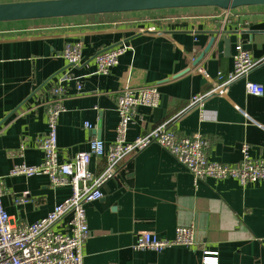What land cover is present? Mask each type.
Wrapping results in <instances>:
<instances>
[{"label":"crops","instance_id":"crops-1","mask_svg":"<svg viewBox=\"0 0 264 264\" xmlns=\"http://www.w3.org/2000/svg\"><path fill=\"white\" fill-rule=\"evenodd\" d=\"M11 1L26 0H0ZM176 10L155 20L96 14L32 20L73 19L55 24L0 22V178L13 221L34 223L71 193L70 186L53 188L44 174H11L15 164L42 162L37 140L47 131L46 101L68 69L80 76L83 89L79 92L74 80L67 83L57 130L61 160L87 149L98 132L106 143L113 142L118 92L146 84L158 86L159 105L137 108L128 139L167 122L178 136H209L214 161L238 163L243 143L250 145L251 156L264 157V94L247 93L244 79L229 85L226 96L208 97L203 118L196 109L184 111L193 94L212 88L218 72L226 76L233 69L239 44H250L252 57L260 62L248 78L264 85V5L233 9L238 16L227 21L216 7ZM218 29L239 31L230 34L229 54L223 34L205 53ZM76 41L83 42L84 57L70 66L61 52L66 42ZM122 41L131 47L119 63L108 74L96 73V54ZM191 56L206 75L193 72ZM86 122L93 127L86 128ZM104 165L93 158L91 169L99 173ZM102 191L101 199L86 206L91 237L84 246V264H204L203 249L217 252L218 264H264V181L242 186L233 178H207L195 183L173 155L154 143L127 155ZM23 192L29 193L28 200L17 204L14 196ZM179 225L194 226L195 247L174 245L160 252L133 247L140 232L172 238Z\"/></svg>","mask_w":264,"mask_h":264},{"label":"built area","instance_id":"built-area-1","mask_svg":"<svg viewBox=\"0 0 264 264\" xmlns=\"http://www.w3.org/2000/svg\"><path fill=\"white\" fill-rule=\"evenodd\" d=\"M225 21L237 17L233 9H221ZM130 45L122 41L105 50L99 51L94 57L96 73L108 74L119 63L120 57L130 49ZM70 66H78L83 61V42H66L61 52ZM193 72L206 75L204 66L195 64L198 60L191 56ZM249 50L242 44L237 46L233 54V69L224 76L218 72V79L206 93L193 94L185 112L198 110L204 117L205 103L208 97L217 94L226 96L228 87L241 79L245 80L247 93L261 96L264 85L248 78L259 64ZM207 77V76H206ZM75 81L76 89L81 92L83 82L80 76H74L70 69L60 74L49 92L47 107V131L39 136L37 143L43 151L40 164H15L12 175L32 176L44 174L48 176L53 188L70 186L71 193L42 219L28 223L24 220L13 221L7 212L3 197L7 193L4 181L0 178V264H84V246L91 237L86 206L103 197L102 188L119 172V166L127 155L136 154L151 144H159L166 149L179 164L184 166L193 176L195 183L207 178L237 180L242 186L264 181V157L251 156L250 145L241 146L242 159L235 164H223L210 158L209 150L212 139L195 132L187 136H178L174 127L167 122L136 138L128 139L136 110L140 106L156 107L159 105L160 91L154 84L127 86L117 94L116 110L119 115L116 137L106 143L97 136H92L88 148L77 152L74 156L61 160L58 147V121L65 109L64 99L68 94L67 83ZM86 128L93 126L86 122ZM93 158L104 161V169L97 173L91 169ZM28 192L14 196L17 204L28 200ZM62 228L58 229L57 225ZM174 245L193 248L196 245L195 228L193 225H179L174 237L160 238L153 232H140L136 236L133 247L136 250L162 251ZM204 264H218L217 252L203 249Z\"/></svg>","mask_w":264,"mask_h":264},{"label":"water","instance_id":"water-1","mask_svg":"<svg viewBox=\"0 0 264 264\" xmlns=\"http://www.w3.org/2000/svg\"><path fill=\"white\" fill-rule=\"evenodd\" d=\"M260 5H264V0H26L0 2V22L190 7H216L226 10ZM238 32L214 30L205 53L216 37L223 34L225 53L229 54L230 34ZM243 47L249 50L251 45L244 44ZM97 137L100 138V132Z\"/></svg>","mask_w":264,"mask_h":264},{"label":"rangeland","instance_id":"rangeland-1","mask_svg":"<svg viewBox=\"0 0 264 264\" xmlns=\"http://www.w3.org/2000/svg\"><path fill=\"white\" fill-rule=\"evenodd\" d=\"M191 8V7H190ZM190 8H175V9H161V10H147V11H136V12H131V13H108L109 15H104V17L107 18H121L123 17H127V16H137V17H146V18H151V19H156L158 16L160 15H168V14H172L175 12H178L176 9H190ZM194 8V7H193ZM196 8H200V7H196ZM112 14V15H110ZM101 18V16H99ZM73 19H69V18H62V19H50V20H46V21H24L25 23H20V24H55V23H59V22H67V21H71Z\"/></svg>","mask_w":264,"mask_h":264}]
</instances>
